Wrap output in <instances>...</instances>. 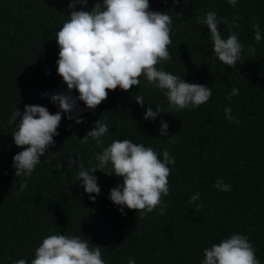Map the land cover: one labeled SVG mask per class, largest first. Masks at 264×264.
Listing matches in <instances>:
<instances>
[{
  "label": "trees",
  "instance_id": "1",
  "mask_svg": "<svg viewBox=\"0 0 264 264\" xmlns=\"http://www.w3.org/2000/svg\"><path fill=\"white\" fill-rule=\"evenodd\" d=\"M69 3L0 0V264H14L20 258L30 264L42 239L58 233L78 235L90 246L100 245L105 264H128L130 258L136 264H202L204 249L239 233L248 237L264 264V39L255 43L252 28L258 22L264 35V0H238L235 8L227 0H179L175 4L150 0V10L168 12L173 20L172 58L157 67L209 87L210 100L177 111L169 107L165 91L154 90L143 76L140 85L129 91H109L94 110L87 109L72 90L70 94L77 98L73 119L61 113L55 144L21 190L19 179L24 178L15 176L12 165L14 155L23 149L15 145L16 125L8 120L15 108L23 113L25 105L47 107L52 114L60 111L50 96L69 91L57 73L55 39L70 19ZM94 3L88 0L76 10H90ZM209 11L230 22L234 16L240 18L235 21L239 27L231 30L239 33L245 47L233 68L219 61L207 26L196 19ZM219 28L226 38L229 27L220 24ZM249 45L255 47L254 54H249ZM233 88L239 95L229 100ZM136 95L144 97L143 107ZM149 104L164 111L155 121L144 119ZM226 106H231L238 124L225 119ZM75 113L82 123H75ZM98 119L109 126L105 147L126 138L154 148L161 159L167 149L175 159V165L169 166L163 213L157 207L142 215L124 206L122 214V206L110 200V190L122 184V178L99 170L90 174L98 177L101 192L91 194L95 202L89 199L76 178L79 163L91 168L97 163L94 155L102 151L91 138L88 143L81 140ZM161 120L169 125L163 137L159 135ZM70 157L78 159L77 165H69ZM104 170L111 171V165ZM217 179L230 184L231 190L214 188ZM195 193L199 199L190 204ZM198 204H202L199 209Z\"/></svg>",
  "mask_w": 264,
  "mask_h": 264
},
{
  "label": "clouds",
  "instance_id": "2",
  "mask_svg": "<svg viewBox=\"0 0 264 264\" xmlns=\"http://www.w3.org/2000/svg\"><path fill=\"white\" fill-rule=\"evenodd\" d=\"M172 2L175 4L179 0ZM227 2L233 8L238 4V0ZM78 4L86 6L88 0H70V19L63 23L55 36L59 47L57 73L69 90L50 96L51 102L57 104L60 111L52 114L47 107L25 105L23 113L15 108L8 120L10 125H16V131L12 134L15 145L23 149L14 155L12 165L15 176L24 178L19 179L21 190L27 187V178L31 177L41 157L55 144L53 138L59 134L57 129L62 120L61 113L69 114L67 118L73 119L77 98L70 94L72 90L78 92V100L92 110L108 98L109 91L117 88L129 91L133 86H139L142 76L154 90L165 91L169 107L177 111L199 107L212 96L209 87L186 82L184 78L157 67L172 58L169 45L172 43L173 20L168 12L150 10V0H95L90 10H76ZM196 19L201 25L207 26L213 51L219 61L231 68L235 67L245 47L239 40V33L231 30L239 27L235 23L240 19L239 16H234L230 22L218 17L215 11H209ZM220 24L229 27L226 38L221 35ZM252 28L255 43H259L264 39L260 24L254 21ZM247 47L249 54L255 53L253 45ZM238 95L239 90L233 88L227 99ZM135 100L141 107L146 103L142 95H136ZM162 112L161 108L155 107L154 110L150 105L144 119L155 121ZM224 113L226 120L239 123L231 114V106H226ZM75 115V123H82L80 114ZM160 124L159 135L167 136L168 123L161 120ZM108 133V124L98 119L94 128L81 138L83 143H88L91 138L102 149L94 155L97 163L91 168L86 169L83 163H79L76 180L82 181L81 186L89 194V199L95 202L96 197L91 194L99 195L101 192L98 177L90 174L99 170L122 178V184L110 190V200L122 206V214L124 206L142 215L151 213L157 207L163 213L167 208L163 197L169 195V166L175 165V159L167 149L163 150L161 159L154 148L126 138L113 140L105 147L104 137ZM68 162L70 166L77 165L78 159L70 157ZM109 165L111 171H105ZM213 187L228 192L232 186L217 179ZM198 199L199 193H195L189 203H195ZM200 207L202 204L197 205V209ZM203 255L202 264H260L256 249L248 237L239 233L204 249ZM14 264H29V260L20 258ZM30 264H105V260L100 245L90 246L88 240L78 235L58 233L42 239L34 250ZM128 264H136L135 258H130Z\"/></svg>",
  "mask_w": 264,
  "mask_h": 264
}]
</instances>
